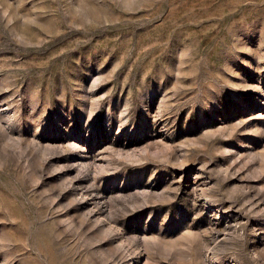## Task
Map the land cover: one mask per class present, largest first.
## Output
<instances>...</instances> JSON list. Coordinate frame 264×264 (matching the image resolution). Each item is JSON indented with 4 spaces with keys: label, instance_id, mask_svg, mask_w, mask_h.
<instances>
[{
    "label": "rangeland",
    "instance_id": "1",
    "mask_svg": "<svg viewBox=\"0 0 264 264\" xmlns=\"http://www.w3.org/2000/svg\"><path fill=\"white\" fill-rule=\"evenodd\" d=\"M0 264H264V0H0Z\"/></svg>",
    "mask_w": 264,
    "mask_h": 264
}]
</instances>
